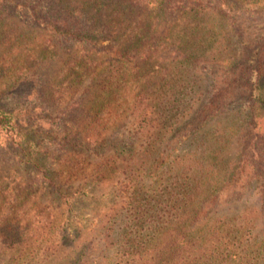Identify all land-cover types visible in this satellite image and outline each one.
Instances as JSON below:
<instances>
[{
	"label": "trees",
	"instance_id": "obj_1",
	"mask_svg": "<svg viewBox=\"0 0 264 264\" xmlns=\"http://www.w3.org/2000/svg\"><path fill=\"white\" fill-rule=\"evenodd\" d=\"M35 1L36 5L54 1L59 13L43 18L41 10L33 7L35 27L31 32L19 29L11 17V64L0 63V76L9 73L17 82L52 61L58 54L57 42L88 45L96 34L106 35L111 49L83 50L84 54L76 52L70 56L55 74L51 93L70 91L83 80L102 83L105 90L96 93L89 107L85 125L89 129L84 140L97 146L106 142L103 126L114 107H122L119 116L130 114L135 126L133 136L148 144V156H156L158 189L153 186L156 189L152 193L134 194L128 204L132 209L111 210L109 217L98 219L106 250L114 247V264H264V134L262 140L249 138L257 117L264 115V40L255 65L246 68L242 63L249 48L242 46L245 40L238 30L239 55L222 70V83L211 79L208 97L189 123L192 131H187L175 127L189 110L182 102L188 89L184 77L205 58L221 64L215 54L205 55L211 37L205 20L218 0ZM18 2L11 0L12 4ZM0 32L6 34L4 25H0ZM97 52L102 53L101 57H96ZM6 54L2 53L0 59ZM8 87L9 83L0 81V93ZM245 100L249 106L243 113L253 127L243 136L248 140L245 149L251 146L257 162L248 158L227 165L225 151L230 138L225 133L220 140L212 138L217 147L208 157L215 161L211 166L203 165L202 153L197 149L191 159L187 151H180L191 136L204 143V128L209 122ZM31 121L32 116L22 119L14 112L0 110V129L10 133L36 159L42 146L35 136L52 133L50 129L56 126L43 133L42 123ZM255 141V145H250ZM170 144H175L173 154L179 152L166 170L164 165L172 153L165 150ZM202 147L206 148V144L197 148ZM80 163H65L63 172H84L81 165L85 168L87 163ZM216 164L223 176L215 182L213 174L217 170L212 168ZM43 172L45 176L51 171ZM61 198L68 210L64 214L69 215L76 201L70 194ZM237 203L242 209H222ZM4 212L0 218V249L11 260V211ZM42 216L47 224L51 223L48 216Z\"/></svg>",
	"mask_w": 264,
	"mask_h": 264
},
{
	"label": "rangeland",
	"instance_id": "obj_2",
	"mask_svg": "<svg viewBox=\"0 0 264 264\" xmlns=\"http://www.w3.org/2000/svg\"><path fill=\"white\" fill-rule=\"evenodd\" d=\"M252 1L218 0L219 4L214 6V10H210L211 15L205 20L207 28L211 30L210 49L205 55L215 54L221 64L205 58L184 77V86L188 89L182 102L189 110L185 117H182L184 114L179 116L182 118L176 122V129L192 131L189 123L208 97L207 89L211 79L222 83V70L239 55L238 30L243 32L242 39L245 41L242 46L249 48L247 59L242 64L246 68H253L255 65L256 56L263 49L260 47L264 40V0ZM52 2L42 1L36 5L35 0H19L18 4H12L11 0H0V25L6 27V34L0 32V57L7 52L0 63L6 66L11 64V17L19 24V29L31 32L35 27L32 8L36 6L41 10L43 18H51L59 13ZM96 35L89 46L57 42L58 54L52 61L45 63L37 72L20 77L17 82L9 73L2 76L4 79L0 76V81L9 83V87L0 93V110L14 112L22 119L23 116L25 119V115L32 116L31 122L42 123L45 128L43 133L48 127L56 126L50 129L52 133L35 136L42 146L36 159L10 133L0 129V218L5 210L11 211L9 231L14 239L13 245L11 244V260L7 255L1 254L0 249V264H114V247L106 250L102 239L104 231L101 230V225L98 226V219L105 215L109 217L111 210L132 209L128 204L134 194L146 191L152 193L157 188L160 177L159 170H156V156H148L145 152L148 144L141 143L140 139L133 136L135 126L130 114L124 112L123 116H119L122 114V107H114L107 126H103L107 133L106 142L97 146L87 144L84 140L89 129L85 127L89 107L93 104L96 93L105 90L102 83L83 80L70 91L54 95L51 93L50 85L55 74L64 67L70 56L76 52H79L78 55L89 50L96 52L102 50V47L106 52L111 49L106 35ZM101 54L97 52L96 57H101ZM35 90L38 94H34ZM248 106L249 102L246 100L243 104L235 103L230 108L231 112L217 115L204 128L207 134L204 143L191 136L183 149L179 148L180 151H187V157L191 159L197 149L202 153L200 161L203 165L211 166L215 161L208 157L213 155L217 147L212 138L220 140L224 137L222 133H225L230 138L229 147L225 151L227 165H236V162L240 163L248 158L251 162H257V156L250 152L251 146L248 145L247 150L245 149L248 140L243 137L253 128L243 113ZM256 122L249 138L262 140L264 115L257 117ZM62 139H66V142ZM256 143L257 141L251 144L248 142L250 145ZM202 144H206V148L198 149ZM174 147L175 144H170L166 150L163 149L172 153ZM178 152L172 153L165 163L166 170L170 168V162ZM81 160L87 163L85 168L81 165L84 172H63L65 163L73 165ZM106 161H109L108 165ZM216 166L217 164L212 168L217 170L213 174L215 182L223 176L220 167ZM47 169L51 171L45 174L49 180L42 175ZM63 194H70L76 201L69 215L64 214L68 210L61 198ZM222 209L242 208L237 203ZM43 214L50 218L51 223L45 222ZM2 228L0 224V237Z\"/></svg>",
	"mask_w": 264,
	"mask_h": 264
}]
</instances>
